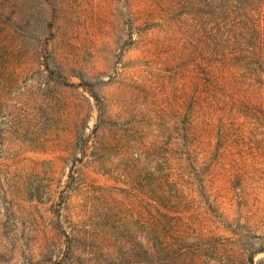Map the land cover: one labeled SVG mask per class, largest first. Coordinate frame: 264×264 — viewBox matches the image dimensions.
<instances>
[{
    "label": "rangeland",
    "instance_id": "1",
    "mask_svg": "<svg viewBox=\"0 0 264 264\" xmlns=\"http://www.w3.org/2000/svg\"><path fill=\"white\" fill-rule=\"evenodd\" d=\"M149 1L0 0V264H83L78 257L87 244L67 258L59 226L101 240L113 227L120 233L129 215L152 220L146 203L127 198L128 164L120 159L128 152L108 131L117 139L132 133L131 147L159 142L161 159V150L171 151V84L161 77L169 81L171 57L154 52L170 34L159 29L156 14L152 23L143 18ZM155 2V12L171 9V0ZM101 107L105 138L95 153L81 154L83 142L94 140ZM244 111L233 125L203 126L187 203L195 219L191 243L209 233L229 237L226 229L238 227L264 241V107ZM73 153L84 176L69 183ZM158 165L156 174L165 168ZM208 255L210 264L232 261Z\"/></svg>",
    "mask_w": 264,
    "mask_h": 264
},
{
    "label": "trees",
    "instance_id": "2",
    "mask_svg": "<svg viewBox=\"0 0 264 264\" xmlns=\"http://www.w3.org/2000/svg\"><path fill=\"white\" fill-rule=\"evenodd\" d=\"M152 3L157 5L155 0ZM152 3L149 1L150 9L143 18L152 23L157 20L156 14L159 29L166 37L170 34L154 52L171 57L167 65L169 81L161 76L162 84H171V151L161 150L165 155L161 159L157 157L159 142L131 147L130 142H136L132 133L117 139V131H108L128 152L120 159L121 164H128L124 189H130L127 198L146 203L157 216L153 219L151 211L152 220L145 222L129 215L120 233L113 227L108 230L111 235L101 240L82 236L77 227L63 233L59 226L65 239L63 253L72 258L78 244H87L86 255L78 257L85 258L83 264H210L211 251L215 258L224 254L228 262L232 259L229 264H264V260L254 262L258 254H264V241L259 236L251 239L244 227L226 229L229 237L209 233L189 242L188 231L195 219L191 220L187 213L191 182L198 171L194 155L199 150L197 142L203 137V126L206 132L211 122L233 125L239 114L248 113L244 110L250 105L264 107V0H171V9L163 5L159 12L154 11ZM151 79L159 83L154 75ZM87 92L100 102L92 91ZM106 118L105 108L101 107L94 140L83 142L81 154L85 155L86 150L95 153L99 148L101 138H105L100 135V125ZM72 157L69 183L84 176L79 175L81 168L76 165L80 158L74 153ZM152 159L155 160L150 163ZM143 164H148V172L142 174ZM152 164L165 168L156 174ZM141 183L150 184L149 191ZM111 214L113 221L118 220L116 213ZM205 241L209 245L203 246ZM219 260L222 259L215 261Z\"/></svg>",
    "mask_w": 264,
    "mask_h": 264
}]
</instances>
